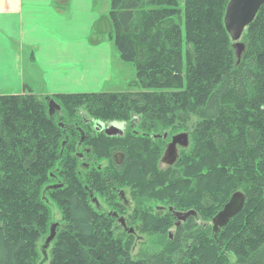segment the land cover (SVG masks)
<instances>
[{
    "label": "trees",
    "instance_id": "trees-1",
    "mask_svg": "<svg viewBox=\"0 0 264 264\" xmlns=\"http://www.w3.org/2000/svg\"><path fill=\"white\" fill-rule=\"evenodd\" d=\"M228 2L109 0L89 42L107 41L133 66L130 91L51 96L61 109L57 117L49 116L46 98L31 91L0 96V264H37L51 206L62 221L49 264H229L231 256L236 264H264V5L242 35L245 52L237 64L223 26ZM133 116L152 135L187 130L192 122L191 146L172 174L158 170L159 154L137 153L126 174L118 169L110 179L114 185L125 177L140 200L166 201L207 222L240 191L246 198L240 214L212 236L200 225L199 233L178 231L171 241L164 233L169 215L144 212L141 231L165 243L131 259L129 247L112 236L110 217L92 215L82 204L75 155L82 128L74 123ZM91 154L97 160L103 150ZM55 180L63 189L46 191Z\"/></svg>",
    "mask_w": 264,
    "mask_h": 264
},
{
    "label": "crops",
    "instance_id": "crops-1",
    "mask_svg": "<svg viewBox=\"0 0 264 264\" xmlns=\"http://www.w3.org/2000/svg\"><path fill=\"white\" fill-rule=\"evenodd\" d=\"M106 6L102 0H0V96L102 93L113 80L108 55L114 48L88 40Z\"/></svg>",
    "mask_w": 264,
    "mask_h": 264
},
{
    "label": "flooded vegetation",
    "instance_id": "flooded-vegetation-1",
    "mask_svg": "<svg viewBox=\"0 0 264 264\" xmlns=\"http://www.w3.org/2000/svg\"><path fill=\"white\" fill-rule=\"evenodd\" d=\"M140 122V118L133 116L130 120L123 122H100L87 119L86 117H80V119L75 120L74 123L75 126L81 125L80 128H82L83 133V137L79 135V144L76 146L75 155L80 163L81 171H79L77 175L80 177V186L85 192L84 199L82 198V204L85 210L92 215L97 214L98 216L106 215L110 217L112 224L116 221L120 225L122 231L132 237L136 236L135 227L131 226L128 222L132 219L135 221L138 214L134 213V218H132L127 212L132 209L133 199L138 196V190L135 188L136 184L131 180L128 181L124 177V179L121 178L119 186H116L110 179H116V171L118 169L126 174L128 167L131 166L133 157L136 156L137 153L143 151H145L147 155L159 154L160 157L157 162L158 169L163 172L176 171V164L179 161L181 152L188 150L190 147L189 132H185L183 126H176L177 131L175 133L165 131L161 134L152 135L142 131L146 129L141 127ZM113 128L114 130L110 133V130ZM184 134L187 135L188 138L186 140L181 139L175 146L177 152L176 161L173 164L168 160L162 161L166 149L172 143V139ZM184 143L186 147H183ZM93 148L103 150L101 158L95 160L94 156L92 157L91 150H93ZM109 153V159H106L105 156ZM60 189H63V185L59 180H55L53 184L45 188V190L49 192ZM104 197H110L109 199L105 198L107 200L112 199L110 203H105L106 212L102 211L101 205H99V200ZM154 209L155 212L161 214L163 218H166L168 214L173 221L172 224L174 229L170 228L168 231L169 240L172 241L178 231H186V233L190 234L199 233V229L197 228L200 226L197 224L199 218L196 213V216H189L185 218V220L178 221L175 215L185 214L187 212L177 210L174 206L165 205L156 206ZM154 217L161 218L157 215ZM191 223L193 226H196L195 229L185 228ZM209 224L210 230H206L205 224H202L201 232L202 234L209 233L212 236L214 232L212 230L211 220ZM56 225L54 239L59 230V225ZM110 232L114 233V230L111 229ZM46 250L44 249V251ZM231 264H236V262L234 261Z\"/></svg>",
    "mask_w": 264,
    "mask_h": 264
},
{
    "label": "rangeland",
    "instance_id": "rangeland-1",
    "mask_svg": "<svg viewBox=\"0 0 264 264\" xmlns=\"http://www.w3.org/2000/svg\"><path fill=\"white\" fill-rule=\"evenodd\" d=\"M109 2V0H102V2ZM109 11V6H106L104 8V12L102 14V17L106 16L107 13ZM90 37V36H89ZM89 41V40H88ZM231 42V41H230ZM242 42V41H241ZM232 43V42H231ZM243 43V42H242ZM109 44V43H107ZM244 44V43H243ZM90 46L95 47L96 45H91V43L89 42ZM110 45V44H109ZM101 46V45H100ZM112 50V49H110ZM233 50V49H232ZM234 52V51H233ZM111 58L112 61V74L111 77L113 78L112 81H108L103 88V92L105 94H113V93H125L128 92L132 89V84L135 81V71L132 65L130 64H125L123 62H121L119 60V56L117 54L116 51L112 50V53L110 52V55H108V58ZM235 57V55H234ZM236 59V58H235ZM25 93H27V90H24ZM54 96V95H53ZM49 97L51 96H44L43 98H46V107L48 110V104H49ZM61 114L60 112H57L54 114H52L53 116H59ZM187 132H191L193 129V123H189L187 125ZM191 129V130H190ZM191 137V136H190ZM190 146H191V141H190ZM187 151V150H186ZM133 164V162H132ZM157 168L158 165L156 164ZM80 169V164L78 166V171ZM159 171L163 172L162 170L158 169ZM168 174H172L174 171H164ZM129 181V180H128ZM167 183H163L161 184V186H159L156 190H161L163 188L166 187ZM240 192V191H238ZM105 198H110V197H104L102 199L99 200V205H101V210L106 212V205L105 203H110L112 201V199L107 200ZM168 206V202L164 201V202H160L156 199L153 200L152 197L147 198V200L143 201L140 200L138 197H136L135 199H133V207L132 209H130L127 213L129 216L134 215V213L138 214L137 219L134 221V219H132L130 222V225L135 227V231H136V236H129L126 232H123L120 225L115 221L113 222V225L111 226V229L114 230V233L112 234V236L114 238L120 239L122 241L123 245H127L126 247H129V254L131 259L136 260L138 259L140 256L146 255V254H152L157 252L160 249V246L165 243V241L163 240V238H160L157 234H153V235H149V234H145L141 231V224H142V219L144 216V212L151 214V216H155L158 215L159 217L163 218L161 214H157L155 212V207L156 206ZM153 214V215H152ZM155 214V215H154ZM61 214L59 213V211H57L54 207L51 206L50 209V220L48 223V230L51 227L52 224H58L59 226H61ZM211 220V219H210ZM210 220L207 222L202 218H199V222H197L198 225L205 224V225H210L209 222ZM173 221L171 220L170 225L166 228L165 230V237L168 238V231L169 229H174L173 228ZM50 234V231L47 232V234L41 239V241L37 244V250L39 252V260L37 262V264H49L50 260H51V245H49L48 249L46 251H44L43 246L45 243V240L48 238ZM162 240V241H161ZM168 240V239H167ZM42 251L45 252V254H42ZM230 263L235 261V259L231 256L229 257Z\"/></svg>",
    "mask_w": 264,
    "mask_h": 264
},
{
    "label": "water",
    "instance_id": "water-1",
    "mask_svg": "<svg viewBox=\"0 0 264 264\" xmlns=\"http://www.w3.org/2000/svg\"><path fill=\"white\" fill-rule=\"evenodd\" d=\"M264 5V0H229L226 5L223 26L233 46L234 55L237 64L240 62L243 53L245 52V45L241 42L244 31L253 23L259 10ZM59 107L53 101L49 102L48 112L51 115ZM61 126V125H60ZM114 130L111 129L110 133ZM83 137V133H80ZM111 135V134H110ZM187 135H180L172 139V143L166 149L162 161H171L173 164L177 159V152L175 149L176 143L181 139H187ZM183 147H186L184 143ZM245 195L240 192H235L231 195L228 202L223 208L211 219L212 230L217 234L221 229L226 227L228 223L234 219L242 211L245 204ZM189 216H196L194 211L185 214L175 215L178 221L185 220ZM57 225L53 224L50 227L49 237L45 241L44 249H46L55 237V229ZM132 231V230H131Z\"/></svg>",
    "mask_w": 264,
    "mask_h": 264
},
{
    "label": "bare ground",
    "instance_id": "bare-ground-1",
    "mask_svg": "<svg viewBox=\"0 0 264 264\" xmlns=\"http://www.w3.org/2000/svg\"><path fill=\"white\" fill-rule=\"evenodd\" d=\"M185 41H186V39H185ZM185 58H186V57H185ZM175 68H176V67H175ZM176 69H177V68H176ZM178 71H179V70H178ZM171 72H172V71H171ZM172 81H173V80H172ZM202 146H203V145H202ZM203 156H204V155H203ZM207 160H208V159H207ZM220 161H221V160H220ZM204 167H206V166H204ZM233 168H234V167H233ZM263 170H264V169H263ZM191 174H192V173H191ZM70 175H71V174H70ZM154 175H156V174H154ZM193 175H194V174H193ZM165 178H166V177H165ZM158 179H159V178H158ZM162 179H163V178H162ZM160 180H161V179H160ZM119 183H120V182H119ZM180 187H181V186H180ZM168 188H169V187H168ZM174 189H176V188H174ZM171 190H173V189L171 188ZM172 192H173V191H172ZM183 195H184V194H183ZM162 197H165V196L162 195L161 198H162ZM188 198H189V197H188ZM228 199H229V198H228ZM153 200H154V198H153ZM181 204H183V203H181ZM181 204H180V205H181ZM198 204H199V203H198ZM107 206H108V205H107ZM182 208H183V207H182ZM205 214H207V213H205ZM205 214H204V215H205ZM150 218H151V217H150ZM153 219H154V218H153ZM114 221H115V220H114ZM94 222H95V221H94ZM150 224H151V223H150ZM157 224H158V223H157ZM152 226H153V225H152ZM157 227H159V226H157ZM99 229H100V228H99ZM157 229H158V228H157ZM207 234H208V233H207ZM32 236H33V235H32ZM32 239H33V238H32ZM224 239H225V238H224ZM221 240H222V239H221ZM207 243H208V242H207ZM128 249H129V248H128ZM212 250H213V249H212ZM212 250H211V251H212ZM76 254H77V253H76ZM213 255H214V254H213ZM217 256H218V255H217ZM220 263H221V262H220Z\"/></svg>",
    "mask_w": 264,
    "mask_h": 264
}]
</instances>
